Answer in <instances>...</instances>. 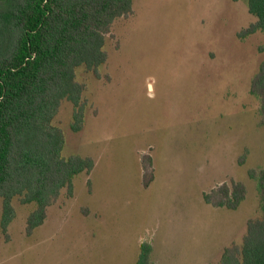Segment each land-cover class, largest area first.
<instances>
[{
  "label": "rangeland",
  "instance_id": "1",
  "mask_svg": "<svg viewBox=\"0 0 264 264\" xmlns=\"http://www.w3.org/2000/svg\"><path fill=\"white\" fill-rule=\"evenodd\" d=\"M133 10L107 34L100 78L77 68L89 102L84 128L71 129L67 99L54 118L62 154L92 156L95 167L75 176L74 194L63 190L31 235L35 203L14 200L7 238L0 198V264H136L144 241L156 264H219L262 215L249 172L264 168L260 103L250 91L264 32L242 36L257 21L247 0H134ZM145 153L155 174L148 187ZM232 180L248 189L237 209L205 201Z\"/></svg>",
  "mask_w": 264,
  "mask_h": 264
},
{
  "label": "trees",
  "instance_id": "2",
  "mask_svg": "<svg viewBox=\"0 0 264 264\" xmlns=\"http://www.w3.org/2000/svg\"><path fill=\"white\" fill-rule=\"evenodd\" d=\"M133 2L0 0V198L7 238L17 214L15 199L35 203L27 217L26 233L31 235L63 190L74 194L75 176L95 167L92 156L62 154L65 138L54 118L67 99L73 104L71 129L84 128L89 102L77 68L84 66L100 78L99 68L108 59L107 34L116 19L133 14ZM247 3L257 21L242 36L264 32V0ZM250 91L259 100L264 127V60ZM142 167L148 187L155 176L150 154H143ZM249 173L258 182L262 215L248 220L242 244L227 247L219 264H264V168ZM247 192L243 181L232 180L205 192L204 199L215 207L237 209ZM153 251L152 243L142 242L136 264H156Z\"/></svg>",
  "mask_w": 264,
  "mask_h": 264
}]
</instances>
